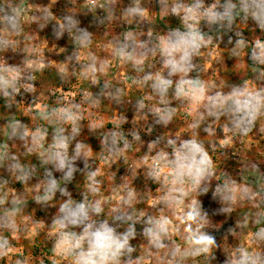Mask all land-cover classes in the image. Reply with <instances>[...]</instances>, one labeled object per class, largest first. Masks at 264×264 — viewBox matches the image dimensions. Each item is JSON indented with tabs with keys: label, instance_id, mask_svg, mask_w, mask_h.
<instances>
[{
	"label": "clouds",
	"instance_id": "obj_1",
	"mask_svg": "<svg viewBox=\"0 0 264 264\" xmlns=\"http://www.w3.org/2000/svg\"><path fill=\"white\" fill-rule=\"evenodd\" d=\"M155 3L161 18L176 17L179 26L159 34L149 27L143 37L129 29L117 34L111 42L113 58L131 66V84L148 89V95L135 101L133 121H144L143 130L149 135L157 126L165 129L147 142L152 160L142 165L144 179L157 185L155 191L159 193L151 205L140 207L146 200L133 183L128 184L127 178L113 189V196L105 198L102 194V173L97 159L110 165L121 161L126 164L133 145L145 144L140 128L133 126L127 135L123 131V125L128 123L126 115L120 114L112 129L88 121L90 133L102 130L99 153L78 139L85 126L82 103L41 106L39 118L52 129L50 140L48 127L32 129L15 118L6 122L7 140L21 142L26 153L35 155L45 169L35 184L32 200L44 208L55 209L51 217L56 237L52 251L70 264H145V260L150 264L153 259L157 264H189V261L213 264L220 244L209 229L217 226L200 199L211 194L219 204L217 214L230 216L242 204L255 209L243 221L245 226L250 224L256 229L250 236L252 246L238 244L224 256L222 264H264V172L259 163L251 162L247 166L251 180L218 173L209 151L230 148L224 143L229 136L233 142H242L252 133L264 135L261 123L264 39L248 41L239 28L251 21L253 30L264 33V0H155ZM26 11L23 0H0V98L9 108L21 89L25 93L35 90L36 73L42 71L41 66L48 67L44 59H28L29 50L20 47L17 38L24 36ZM88 11L97 26L117 21L129 25L144 23L152 17V9L145 7L143 0H129L126 5L124 0H89ZM33 22L41 31L52 24L57 40L67 35L71 41L73 52L58 74L66 81L77 74L74 68H69V62L79 64V77L91 86L81 92L83 103L96 109L105 99L118 108L123 105L127 98L124 88L101 80L108 64L91 53L94 34L81 26L76 14L57 17L45 7L39 22ZM225 37L227 44L232 45L231 58L243 57L246 64L251 62V75L240 83L209 84L202 76L198 60L205 50L220 48ZM85 49L88 54L82 59ZM20 52L25 54L21 64L7 62V54ZM152 100L155 104L149 106L146 101ZM189 104L197 105L195 120L189 125L194 134L187 138L167 135L178 114V105ZM217 129L223 138L217 137ZM202 132L206 135H201ZM208 136L215 140L207 142L204 138ZM0 170L7 173V177L0 175V264H28L22 253L13 259V240L20 234L19 219L28 207V200L22 192L11 188L9 182L27 186L36 178V167L22 163L16 153L9 151L6 142H0ZM54 173H59V177ZM76 173L86 178L79 198H74L68 188ZM112 175L115 181V172ZM137 175L136 170L134 178ZM57 194L61 199L57 200ZM234 231L230 227L227 234ZM137 240L140 242L134 244Z\"/></svg>",
	"mask_w": 264,
	"mask_h": 264
},
{
	"label": "rangeland",
	"instance_id": "obj_2",
	"mask_svg": "<svg viewBox=\"0 0 264 264\" xmlns=\"http://www.w3.org/2000/svg\"><path fill=\"white\" fill-rule=\"evenodd\" d=\"M128 2L129 0H124L125 5ZM143 2L145 7L152 9L150 22L129 25L117 21L97 26L93 14L88 11L89 0H23V6L27 9L24 14V36L17 39L21 41V49L27 48L29 50L27 52L28 59H44L48 67L41 66L42 70L52 69L58 72L59 69L63 68L66 58L73 52L71 41L67 38V35L59 40L55 38L52 31L54 21L42 31L39 30L37 23L33 21L39 22L45 7L50 8L57 17H62L66 14H76L81 20V26L87 27L94 34L91 53L99 59L105 60L108 64V67L105 69L106 75L101 76V80H110L114 85L124 88L127 98L119 108L114 102L107 99L102 102L99 109L91 108L87 103H83L81 92L82 90L89 89L91 86L89 81L79 77L80 66L75 61L69 62V68H74L77 74L71 76L66 81L61 80L59 84H48L43 81L42 77L36 76L35 90L31 93H25L21 89V94L16 97L12 107H6L5 100L0 98V101L2 100L0 102V131L3 134L1 141L7 143L9 151L16 153L22 163L35 165L37 170H41H36V178L30 181L27 186H22L11 180L9 182L11 188L22 192L28 200V207L19 219L20 234L18 238H14L13 240L15 245L13 259L22 253L27 258L28 264H70L69 260L52 251V244L56 237L55 230L51 226V217L54 215L55 209L44 208L41 205L35 204L32 200L35 194V184L43 176L44 167L40 165L35 155H28L26 153L21 142L7 140L6 138V122L15 118L26 123L32 129L36 127H48L50 140L52 129L39 118V108H35L39 103L49 106H59L60 104H67L69 102L82 103L85 126L78 139L89 143L96 153L100 152V131L102 130L90 133L87 129L88 121L92 120L103 123L106 124L107 129H112L113 124L118 121L119 115H126L128 123L123 125V131L127 135L131 132L133 126L140 128V134L145 144L133 145L134 150L127 153L128 160L126 164L121 161L118 164L110 165L106 164L103 160L97 159V164H99L102 173L100 177L103 181L102 194L105 198L113 196V189L121 184L123 178H127L128 184L132 185L133 183V186L139 191V195L146 200V203L140 205V207L147 208L159 195L155 191L157 185L144 179L142 165L145 163L150 164L152 160L151 154L148 153L147 142L155 138V136L162 134L165 129L157 126L149 135L143 130L145 127L144 121H133V106L135 101L137 98L148 95V89L139 88L131 84L130 77L133 75L131 66L113 58L111 44L114 37L125 30L131 29L143 37L149 27L153 29L154 34H159L179 26L180 22L176 17H160L158 14L159 8L155 0H143ZM99 14L102 15V13ZM239 28L244 31L245 38L248 41H253L257 37L264 39V33H261L259 29L253 30L254 25L251 21L247 25L240 24ZM231 47L232 45L227 44V37H225L224 43L220 45V48L214 47L205 50L202 54L203 56L198 60V64L203 69L202 76L209 84L215 83L218 86H225L229 83H240L241 79L251 75V62L248 61L246 64L243 57L238 60L231 58L229 55ZM87 54L88 50L85 49L81 54L82 59L86 58ZM24 57L25 54L20 52L16 55L9 53L6 58L8 63L21 64ZM155 62L158 63V58ZM249 83L250 86L254 87L251 81ZM91 90L93 92L97 91L96 88H91ZM23 98L26 100L25 104L21 103ZM146 103L151 106V104H155V100L146 101ZM196 107L197 105L195 104L187 106L178 105V114L174 124L170 126L166 134L182 135L185 138L189 134H194V130L189 125L195 120L194 109ZM149 122H151V117L149 118ZM261 123H264V117L261 118ZM201 135L206 134L202 132ZM216 135L219 138H223V133L219 129H217ZM129 139H131L130 136ZM204 139L207 142H211L215 140V137L208 136ZM224 143H227L230 148L217 147L215 151H212L211 148L209 150L212 159L216 163L218 173H228L237 178L244 177L251 180L252 177L247 170V166L251 162L259 163L261 171L264 172V135L252 133L244 137L242 142H233L229 136L225 139ZM78 164L82 167L80 162ZM136 170L138 175L134 178ZM113 172H115V181H113ZM54 174L57 177L60 175L59 173ZM0 175L7 177V173H4L3 170H0ZM85 179L82 173H76L75 179L68 185L74 198H79L80 193L84 190ZM59 199L61 198L57 194V200ZM200 199L213 224L217 226L215 229H209L216 236L220 244V249L216 252L217 260L213 264H222L224 256L231 252L238 244L244 243L249 247L252 246L250 244V236L256 229L251 227L250 224L247 226L243 224L245 216L255 211L251 205H239L230 216H226L217 214L219 204L211 198V194L202 196ZM151 211H155V209ZM174 222L178 223L175 220ZM230 227L234 228L235 231L233 234L228 235L227 230ZM137 228L139 229L140 226L138 225ZM176 238L179 241V237ZM139 242V240L133 241L134 244ZM199 259L203 260V258ZM145 264H149V261L145 260ZM150 264H157V261L153 259ZM189 264H192V262L189 261Z\"/></svg>",
	"mask_w": 264,
	"mask_h": 264
},
{
	"label": "trees",
	"instance_id": "obj_3",
	"mask_svg": "<svg viewBox=\"0 0 264 264\" xmlns=\"http://www.w3.org/2000/svg\"><path fill=\"white\" fill-rule=\"evenodd\" d=\"M36 76L38 77H42L43 78V81L45 83H48V84H51V83H57L59 84L61 79H60V76L58 74V72L56 70H52V69H43L42 71L40 72H37L36 73ZM2 102V100L0 101ZM2 132L0 131V142H2ZM37 170V169H36ZM40 169H38L37 171H39ZM41 171V170H40ZM247 175V174H246ZM249 177V175H247Z\"/></svg>",
	"mask_w": 264,
	"mask_h": 264
},
{
	"label": "built area",
	"instance_id": "obj_4",
	"mask_svg": "<svg viewBox=\"0 0 264 264\" xmlns=\"http://www.w3.org/2000/svg\"><path fill=\"white\" fill-rule=\"evenodd\" d=\"M57 99H60V98H57ZM21 103H22V104H25V103H26V100L23 98V99L21 100ZM35 108H36V106H35Z\"/></svg>",
	"mask_w": 264,
	"mask_h": 264
},
{
	"label": "crops",
	"instance_id": "obj_5",
	"mask_svg": "<svg viewBox=\"0 0 264 264\" xmlns=\"http://www.w3.org/2000/svg\"><path fill=\"white\" fill-rule=\"evenodd\" d=\"M41 106H42V104L41 103H39L37 106H36V108H41Z\"/></svg>",
	"mask_w": 264,
	"mask_h": 264
}]
</instances>
